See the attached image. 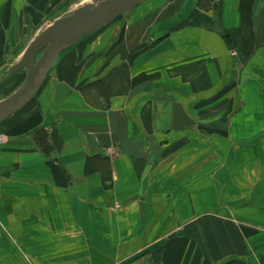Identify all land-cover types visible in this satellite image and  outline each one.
<instances>
[{
	"label": "crops",
	"instance_id": "1",
	"mask_svg": "<svg viewBox=\"0 0 264 264\" xmlns=\"http://www.w3.org/2000/svg\"><path fill=\"white\" fill-rule=\"evenodd\" d=\"M90 2L0 0V78ZM0 264H264V0H144L65 50L0 123Z\"/></svg>",
	"mask_w": 264,
	"mask_h": 264
},
{
	"label": "water",
	"instance_id": "2",
	"mask_svg": "<svg viewBox=\"0 0 264 264\" xmlns=\"http://www.w3.org/2000/svg\"><path fill=\"white\" fill-rule=\"evenodd\" d=\"M144 0H92L57 18L28 44L18 62L12 64L0 86L20 71L25 77L19 87L0 100V123L17 112L39 89L59 56L83 37L91 35Z\"/></svg>",
	"mask_w": 264,
	"mask_h": 264
},
{
	"label": "rangeland",
	"instance_id": "3",
	"mask_svg": "<svg viewBox=\"0 0 264 264\" xmlns=\"http://www.w3.org/2000/svg\"><path fill=\"white\" fill-rule=\"evenodd\" d=\"M98 1H100V0H98ZM91 3V2H90ZM22 72H24L23 70L22 71H20V73H22ZM19 73V72H18ZM19 73V74H20ZM25 74V73H24ZM22 79V75H18V74H16V76H14L13 78H11V80H13L12 82V84L10 85V88L9 89H11V88H13L14 86H16L19 82H20V80ZM18 87V86H17ZM16 87V88H17ZM15 88V87H14ZM15 88V89H16ZM9 89H7V90H9ZM1 97V96H0ZM0 99H2V97L0 98Z\"/></svg>",
	"mask_w": 264,
	"mask_h": 264
}]
</instances>
